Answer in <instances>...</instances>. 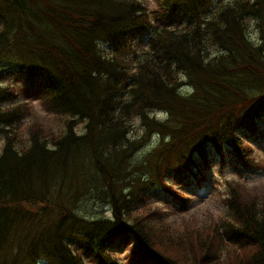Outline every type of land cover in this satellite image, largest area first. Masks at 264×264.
I'll return each mask as SVG.
<instances>
[{"label":"trees","instance_id":"obj_1","mask_svg":"<svg viewBox=\"0 0 264 264\" xmlns=\"http://www.w3.org/2000/svg\"><path fill=\"white\" fill-rule=\"evenodd\" d=\"M155 2L0 0V264H264V182L227 180L207 225L168 222L212 152L264 169L245 140L264 125V0Z\"/></svg>","mask_w":264,"mask_h":264},{"label":"rangeland","instance_id":"obj_2","mask_svg":"<svg viewBox=\"0 0 264 264\" xmlns=\"http://www.w3.org/2000/svg\"><path fill=\"white\" fill-rule=\"evenodd\" d=\"M144 4L149 6L150 9L156 10V2L155 0H142ZM232 0H222V2L228 3ZM209 15V14H208ZM207 15V16H208ZM205 16H203L204 18ZM249 33L250 37L253 40L258 42V30H257V23L254 19L249 18ZM159 28H164V25L161 21L158 22ZM172 28H179L182 30L190 29L194 26L192 22H183L180 24L171 25ZM142 49L147 50V40H144L142 43ZM213 53H218L216 49L212 50ZM10 83H14L13 79H6L4 81H0L1 86L9 85ZM18 83V82H17ZM18 83L17 86H19ZM187 88H183V93L188 92ZM33 110L35 115L44 116L45 112L42 110L40 106V102L33 101ZM161 118H164V115H160ZM29 120L26 121L28 123ZM25 123V124H26ZM26 126V125H25ZM134 133L137 135H141L143 133L142 129L140 128L138 122L135 123L134 126ZM262 135L261 136H253L248 135L246 136L245 140L248 142L254 149L256 156L264 160V125L261 127ZM78 131L83 133L84 131V123L78 125ZM153 135V134H152ZM151 135V136H152ZM26 136V134L24 135ZM150 141L143 146L139 152L135 155L132 160V166L130 167V172L133 176L142 174L141 167L147 163L146 161L151 158L152 151L159 145L161 139L160 137L153 135L150 137ZM160 139V140H159ZM159 141V142H158ZM4 145L3 136H0V151ZM220 156L216 155L215 153H211L209 155V168L204 169L205 177L202 181L201 186L197 184H192L188 189H183L182 192L185 194L186 198H189L187 201L186 207L181 208L182 212L178 213L175 216H171L168 218V222L172 224L174 227H180L182 220L185 218L186 221H194L201 225H207L211 221V217H217L223 215L224 213V206H223V199L227 197V188H226V181L232 179H241L242 181H246L248 185L254 186L264 182V169L260 170H247L243 169L239 166L236 161L232 159H226L224 163L220 161ZM144 162V164H143ZM142 164V165H141ZM141 165V166H140ZM148 165V164H147ZM145 166V172L152 173V168L149 166ZM140 166V167H139ZM132 176V177H133ZM163 194L161 193H154L152 206L156 207L159 204L164 205ZM86 204V206H84ZM79 206H84L85 209H88V212L94 214L98 212L103 216H110L111 211L110 207L104 203H96L94 201L88 202H80ZM166 207V206H164ZM163 207V208H164ZM179 208V205L175 206L174 209ZM84 209V210H85ZM115 256H117L120 260H125L129 256L130 248H121L115 249ZM87 264H90L88 260H86Z\"/></svg>","mask_w":264,"mask_h":264}]
</instances>
